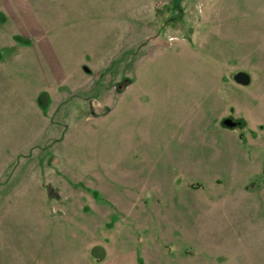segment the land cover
<instances>
[{
    "label": "rangeland",
    "instance_id": "rangeland-1",
    "mask_svg": "<svg viewBox=\"0 0 264 264\" xmlns=\"http://www.w3.org/2000/svg\"><path fill=\"white\" fill-rule=\"evenodd\" d=\"M17 1L0 11V264L59 222L83 264L117 243L264 264V0H137L84 23Z\"/></svg>",
    "mask_w": 264,
    "mask_h": 264
},
{
    "label": "crops",
    "instance_id": "crops-1",
    "mask_svg": "<svg viewBox=\"0 0 264 264\" xmlns=\"http://www.w3.org/2000/svg\"><path fill=\"white\" fill-rule=\"evenodd\" d=\"M14 1L17 9L23 14L22 9H20V2ZM137 2V0H32V12L35 20L39 21H76L83 23L102 20L104 22L116 21L119 19V13L133 10ZM0 5H2L0 11H4L5 14L7 12L6 15H17L15 10L7 9V5L3 3V0H0ZM35 194L36 197L40 195L39 193ZM55 203L52 205L54 209L56 207ZM47 219L50 220L49 217ZM59 224L60 227L55 223L51 227L48 225L51 231L49 235L52 236L49 241H41V245L39 240L26 244L29 247V256L26 259L21 256L14 264H83V253H86V250L83 252V238L73 237L67 224L60 222ZM46 227L47 224L42 228ZM46 229L43 233H48ZM94 245L96 244H92L91 248ZM101 245L105 247L106 257L104 260H97V263L92 264H162L163 261L160 257L146 256L143 254V250L141 251L135 247L126 248L121 243L112 246ZM41 256L42 259H40ZM191 258L192 264H194L195 260H199V254ZM2 264H7V261L4 260Z\"/></svg>",
    "mask_w": 264,
    "mask_h": 264
},
{
    "label": "water",
    "instance_id": "water-1",
    "mask_svg": "<svg viewBox=\"0 0 264 264\" xmlns=\"http://www.w3.org/2000/svg\"><path fill=\"white\" fill-rule=\"evenodd\" d=\"M235 81L242 85H248L250 83V76L245 72H239L235 75ZM224 124L229 127H234L236 122L230 118L224 120ZM91 255L97 260H104L106 257L105 247L101 244H96L91 248Z\"/></svg>",
    "mask_w": 264,
    "mask_h": 264
},
{
    "label": "trees",
    "instance_id": "trees-1",
    "mask_svg": "<svg viewBox=\"0 0 264 264\" xmlns=\"http://www.w3.org/2000/svg\"><path fill=\"white\" fill-rule=\"evenodd\" d=\"M1 22L4 21V18L0 20ZM42 96H45V93H40V103H41V100H42ZM41 107L46 110L47 108V99H45V103H41Z\"/></svg>",
    "mask_w": 264,
    "mask_h": 264
}]
</instances>
